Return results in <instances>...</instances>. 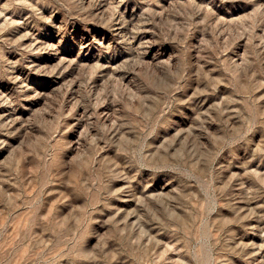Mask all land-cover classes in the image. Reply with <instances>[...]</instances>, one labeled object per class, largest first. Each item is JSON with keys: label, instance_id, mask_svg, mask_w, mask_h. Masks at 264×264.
I'll use <instances>...</instances> for the list:
<instances>
[{"label": "rangeland", "instance_id": "1", "mask_svg": "<svg viewBox=\"0 0 264 264\" xmlns=\"http://www.w3.org/2000/svg\"><path fill=\"white\" fill-rule=\"evenodd\" d=\"M0 264H264V0H0Z\"/></svg>", "mask_w": 264, "mask_h": 264}]
</instances>
